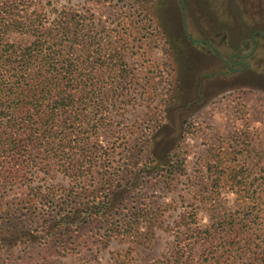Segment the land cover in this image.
I'll list each match as a JSON object with an SVG mask.
<instances>
[{
	"label": "rangeland",
	"instance_id": "374dc122",
	"mask_svg": "<svg viewBox=\"0 0 264 264\" xmlns=\"http://www.w3.org/2000/svg\"><path fill=\"white\" fill-rule=\"evenodd\" d=\"M29 1L48 25L61 12L79 21L84 47L76 55L95 62L85 72L96 75L100 98L106 89L112 95V122L96 131L113 172L129 155L136 164L124 178L133 188L113 219L152 218L155 235L144 244L111 234L103 245L102 222L43 235L42 205L12 200L15 216L0 221V264H201L215 247L229 263L245 264L242 250L262 252L264 0H183L185 11L180 0ZM7 161L0 154L6 200L36 186L68 185L50 169L8 173ZM207 229L212 246L194 236Z\"/></svg>",
	"mask_w": 264,
	"mask_h": 264
},
{
	"label": "trees",
	"instance_id": "16d2710c",
	"mask_svg": "<svg viewBox=\"0 0 264 264\" xmlns=\"http://www.w3.org/2000/svg\"><path fill=\"white\" fill-rule=\"evenodd\" d=\"M30 8L29 0H0V154L12 158L7 161L8 173L50 169L62 174L68 185L36 186L10 200L0 195V215L4 213L0 221L15 216L12 200L30 207L41 204L39 214L44 223L37 231L43 235L53 237L59 230L78 232L102 222L105 230L99 234L103 245L117 233L150 243L155 235L152 218L141 220V214L134 213L117 223L112 216L133 188L124 178L135 173L136 164L129 155L113 172L104 139L96 131L112 122V95L106 89L100 98L96 75L92 70L85 72L94 68L95 62L76 55L84 47L79 21L61 12L56 22L48 25L37 8ZM14 34L17 37L13 39ZM119 76L122 85L126 76L122 71ZM169 163L170 169L174 168L175 161L170 159ZM160 166L157 162L154 168ZM30 207L26 216L32 214ZM31 236V232L15 234L28 241ZM194 236L211 246L216 240L208 229L194 232ZM229 239L222 238V243L226 245ZM246 243L245 247L251 246ZM205 251V264L232 263L228 262L231 257L218 254L216 247ZM240 256L249 259L245 264H264V250L244 249ZM236 259L234 255L233 261Z\"/></svg>",
	"mask_w": 264,
	"mask_h": 264
},
{
	"label": "water",
	"instance_id": "95a60500",
	"mask_svg": "<svg viewBox=\"0 0 264 264\" xmlns=\"http://www.w3.org/2000/svg\"><path fill=\"white\" fill-rule=\"evenodd\" d=\"M180 3H181V5H182V7H183V9H184V11H185V4H184V1L183 0H180ZM184 26H185V28L187 27L186 26V15H184ZM194 41H196V40H194ZM218 52V51H217ZM219 53V52H218ZM220 54V53H219Z\"/></svg>",
	"mask_w": 264,
	"mask_h": 264
}]
</instances>
